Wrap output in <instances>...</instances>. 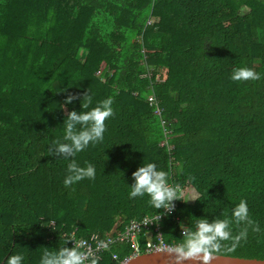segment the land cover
<instances>
[{
    "label": "trees",
    "instance_id": "1",
    "mask_svg": "<svg viewBox=\"0 0 264 264\" xmlns=\"http://www.w3.org/2000/svg\"><path fill=\"white\" fill-rule=\"evenodd\" d=\"M238 67L260 79L232 81ZM90 94L87 110L112 97L114 114L75 157L96 178L66 188L70 161L47 147ZM149 162L192 199L163 220L167 243L182 242L180 222L245 200L259 230L218 254L264 259V0H0V264H39L75 228L113 236L156 214L128 197Z\"/></svg>",
    "mask_w": 264,
    "mask_h": 264
},
{
    "label": "clouds",
    "instance_id": "2",
    "mask_svg": "<svg viewBox=\"0 0 264 264\" xmlns=\"http://www.w3.org/2000/svg\"><path fill=\"white\" fill-rule=\"evenodd\" d=\"M230 79L232 81L258 80L260 76L249 67L233 69ZM90 95L83 99L88 103H82V111L72 110L64 120L63 142L53 141L49 144L47 155H56L69 160L66 176L63 184L66 188L84 179L96 178V167L87 164L81 167L75 157L89 146H95L104 140L106 132L105 121L114 114L113 98L108 97L91 110ZM75 97L69 96L65 103L71 104ZM59 158V159H60ZM134 183L130 185L129 199L147 197L148 205L155 209L158 215L149 221L145 218L144 224L158 222L164 216H170L176 211V201L187 202L192 199H184V191L178 184L170 183L168 174L159 170L156 163H143L133 174ZM234 226L240 230L234 234ZM242 226V227H241ZM182 242L173 246L172 252L178 257L177 264L185 261L203 258V264L225 250V242H232L233 248L248 235V230L258 231V227L251 219L249 207L245 200H241L231 209L230 215L224 218L209 219L207 216L192 220L187 225L180 222ZM68 241H74V246H65ZM107 249L108 245H102ZM232 250V249H228ZM24 257L20 254H12L7 259V264H23ZM39 264H98L96 258H91L90 253L81 249L77 241L69 236L63 245L56 250L43 251Z\"/></svg>",
    "mask_w": 264,
    "mask_h": 264
},
{
    "label": "built area",
    "instance_id": "3",
    "mask_svg": "<svg viewBox=\"0 0 264 264\" xmlns=\"http://www.w3.org/2000/svg\"><path fill=\"white\" fill-rule=\"evenodd\" d=\"M148 99L150 104L157 105L155 113L160 117L162 124L166 126L168 121L163 116V108L157 103L154 94L148 95ZM168 133H170V131H168ZM175 203L177 207L178 201ZM156 215H158V213L151 216L145 215L141 219H133L124 230L118 231L113 236L101 237L99 234H94L90 237H82L79 234V229L75 228L68 237H73L81 246L82 250L86 253H90L91 258H96L98 260V264H105L103 262L106 260L105 256H110L109 264H125L129 259L139 254L157 250H171L173 246H175L167 243L163 238L161 225L163 220L169 216L162 217L158 222H153L148 225L144 224L145 218L151 221L152 217ZM153 235H155V238ZM142 237H145L144 243L141 241ZM70 243L74 246L75 242L70 241ZM103 244L108 245L107 249L102 246ZM118 247H128L129 252L122 257L121 254L116 251Z\"/></svg>",
    "mask_w": 264,
    "mask_h": 264
},
{
    "label": "water",
    "instance_id": "4",
    "mask_svg": "<svg viewBox=\"0 0 264 264\" xmlns=\"http://www.w3.org/2000/svg\"><path fill=\"white\" fill-rule=\"evenodd\" d=\"M172 250L145 252L129 259L125 264H177ZM184 264H203V258L185 261ZM208 264H264V259L216 254Z\"/></svg>",
    "mask_w": 264,
    "mask_h": 264
},
{
    "label": "rangeland",
    "instance_id": "5",
    "mask_svg": "<svg viewBox=\"0 0 264 264\" xmlns=\"http://www.w3.org/2000/svg\"><path fill=\"white\" fill-rule=\"evenodd\" d=\"M106 70H107V65H104V66L102 67V69H101V71H100L99 74L102 75V73H103L104 71H106ZM191 194H192L194 197H197V194H196L194 191H192Z\"/></svg>",
    "mask_w": 264,
    "mask_h": 264
}]
</instances>
